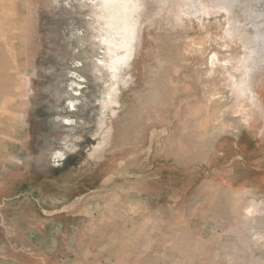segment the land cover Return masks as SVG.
<instances>
[{"label":"rangeland","instance_id":"obj_1","mask_svg":"<svg viewBox=\"0 0 264 264\" xmlns=\"http://www.w3.org/2000/svg\"><path fill=\"white\" fill-rule=\"evenodd\" d=\"M101 3L0 0V264H264V0Z\"/></svg>","mask_w":264,"mask_h":264},{"label":"bare ground","instance_id":"obj_2","mask_svg":"<svg viewBox=\"0 0 264 264\" xmlns=\"http://www.w3.org/2000/svg\"><path fill=\"white\" fill-rule=\"evenodd\" d=\"M119 0H102V3L100 4L102 11H109L113 8V6L116 4V2H118ZM126 5V4H125ZM20 6V5H18ZM100 8V9H101ZM131 8V7H128ZM127 8H123V11L126 10ZM120 10V9H119ZM130 10V9H129ZM122 13L124 14L125 12ZM119 12V11H118ZM130 12V11H129ZM121 14V13H120ZM127 11H126V16L127 15ZM122 18H120L119 21L121 23V27L119 29L118 32L115 33H111V39L110 38H105V42H108L110 44L114 45V48H108L110 53H111V57H110V64H109V69H117V67L125 60L129 59L130 55H131V40L132 39V24L129 23L130 20H128V18H124V16H121ZM111 21V20H110ZM116 21H111L108 22L107 25L108 27L111 29V26L113 25V23ZM118 22V23H119ZM131 22V21H130ZM13 24V23H12ZM14 26V25H13ZM12 26V27H13ZM117 36H119V38H117ZM1 39V38H0ZM4 53V52H3ZM2 50L0 47V59H2ZM5 57V55H4ZM2 61V60H1ZM1 63V62H0ZM5 64V63H4ZM1 67V66H0ZM2 69V68H1ZM0 69V70H1ZM7 69V68H6ZM3 71V70H2ZM1 71V72H2ZM0 72V97L5 94V93H9L10 91V87L7 83L8 79V75L4 76L2 75V73ZM7 72V71H6ZM5 72H3L4 74ZM9 78V77H8ZM11 86V85H10ZM12 91V90H11ZM70 102V101H69ZM73 103V102H72ZM71 105V104H70ZM73 107V106H71Z\"/></svg>","mask_w":264,"mask_h":264}]
</instances>
